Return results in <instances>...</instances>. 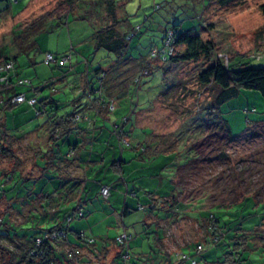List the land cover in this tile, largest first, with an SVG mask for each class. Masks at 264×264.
<instances>
[{
  "label": "rangeland",
  "instance_id": "obj_1",
  "mask_svg": "<svg viewBox=\"0 0 264 264\" xmlns=\"http://www.w3.org/2000/svg\"><path fill=\"white\" fill-rule=\"evenodd\" d=\"M58 1L7 0L9 12L0 18V56L17 57L12 73L18 76L14 80L26 79L32 88H38V100L51 96L69 105L56 117L70 112L75 98L82 103L89 102L91 96L106 100L109 96L105 92L111 93L116 88L113 91L116 110L107 116L117 123L127 119L125 124L119 123V133L121 128H126L128 133L121 135L129 136V146L124 141L119 144L112 129L96 139L92 136L95 132L92 126L78 123L76 127L84 129L76 128L57 143L58 155L65 167L46 170L45 176L33 183V190L30 188L33 197L75 191L76 199L68 203L69 208L79 203L84 216L74 215L68 226L70 230L94 238L96 247L105 243L111 245L114 238L127 231L132 236L128 242L131 257L136 253L135 247L145 249L144 243L153 242L154 236L150 233L153 229L142 221L148 211L144 205L148 195L176 197L179 208L174 218L169 208L159 212L163 218L167 216L166 223H162V248L165 253L189 255L197 264L211 259V238L208 236L206 242L202 240L205 234L200 226L209 213L220 219L223 229H230L226 232L227 239L235 237L236 233L239 238L244 231L256 232L264 223V100L257 92L241 89L237 97L212 109L215 89L199 85L197 73L209 61L218 58L225 65L231 62L238 68L264 66V16L259 10L264 0H236L226 8L214 0H127L122 9L130 16L127 28L137 27L145 15L150 19L140 24L141 32L133 34L120 60L117 54L94 49L91 35L99 22L95 15L87 13L90 10L91 14L95 13L89 0L78 2L66 22L42 20L30 28L32 22L54 9ZM157 4L161 8L154 11ZM85 6L87 9H83ZM173 26L182 33L211 38L216 45L212 58L164 64L157 61V65H164V73L159 68L151 75L142 76L139 85L130 82L141 61L151 59L152 49L162 47L164 29ZM47 53L56 58L72 54L71 64L63 67L47 64ZM133 59L140 63L133 65ZM124 61L131 62L127 63L129 74L121 69ZM95 68L110 71L108 81L113 87L105 86L106 81L104 86L91 84L94 92L88 95L84 88H77H81L82 74L90 82H96L100 74L93 75ZM28 86H19L18 91L23 92ZM76 90L86 95L78 96ZM78 112L86 117L84 110ZM3 116L6 129L13 135H26L35 125L47 120L44 113L36 117L34 107L24 103ZM109 123L105 124L107 128ZM224 124L233 137L226 132ZM13 142L12 148L25 175H38L36 169L32 170V157L37 144L43 143V137L28 135ZM137 142L141 143L140 147ZM38 149L46 153L51 146L40 145ZM187 158L190 160L186 167H178ZM120 159L123 162L120 163L121 173L115 171V166H109ZM43 160L46 163L44 158L39 161ZM12 162L0 159V170L11 171ZM72 163L78 164L77 170L70 169L68 165ZM75 181L80 182L74 189L67 187ZM25 184L29 187V182ZM102 186H109V195L101 193ZM48 201L59 213L56 202L61 200L45 202ZM141 205L146 210L139 208ZM125 206L129 208L127 215ZM31 216L40 229L51 224L50 218L36 219V212ZM199 243L203 246L200 255L196 253ZM108 252L105 258L98 255L103 263L112 259L115 247ZM3 253L0 250V256L6 259ZM85 255L101 264L98 258L89 253ZM248 257L250 262L257 259L254 264L264 262L261 252H253ZM5 259L1 262L0 258V264H4ZM144 260L140 264H147Z\"/></svg>",
  "mask_w": 264,
  "mask_h": 264
},
{
  "label": "trees",
  "instance_id": "obj_2",
  "mask_svg": "<svg viewBox=\"0 0 264 264\" xmlns=\"http://www.w3.org/2000/svg\"><path fill=\"white\" fill-rule=\"evenodd\" d=\"M6 1L7 0H0V18L3 14L9 12V5L6 3ZM214 1L221 7L226 8L229 4L235 2L236 0ZM78 2L84 3V1L81 0H59L54 9L48 11L45 15H42L39 20L37 19L36 21L32 22L30 24V28H33L36 23L38 24L42 20H45V22H52L53 20H58L61 23L64 21L66 22L68 14L72 12L75 7H77L76 5ZM88 2L91 3V9H93L95 13L91 14V10L87 13H89V15H95V19L99 22V26L91 35L94 49L104 50L109 54H117L120 60V58H122L121 56L125 53L124 51H126V44L133 38V34L141 32L142 28L140 24L149 22L150 18L145 15L142 17L141 23L137 27H132V29L131 27L127 28V24L129 23L128 19L130 16L127 15L125 10H122L126 5L127 0H89ZM160 8L161 6L157 4L154 6L153 10L158 11ZM83 9H87V6H85ZM259 10L264 16V3L259 5ZM120 12L123 13L121 16L119 15ZM208 29L209 28L207 27L206 30L209 32ZM161 42V48L152 49L150 52V56H152L150 57L151 59L148 57L147 60L141 61V65L139 66L140 68L138 67L139 70L137 74H134L135 77H131L130 82L133 81L134 84L137 83L139 85V81L142 76L151 75L159 68H161L164 73L163 64L167 62H196L199 59L209 61L216 49V45L211 38L205 39L199 34H191L189 32L182 33L176 28V26L164 29ZM12 43L14 46V42ZM171 49L172 51L170 52ZM51 55L55 59V62L51 63L59 64L60 67L66 66L67 63L71 64L72 54L64 55L60 58H56L53 54ZM64 57H69V61L61 65L59 61ZM16 58V56L11 55L0 56V129L2 130L0 134V159L13 160L11 171L5 172L4 170H0V241L2 242L0 243V250L7 256L6 259L0 256L1 262H3L5 259L6 261H4V264H92L89 260L82 261V249H89L90 246H93L95 247L94 251H89L88 253L92 255L93 258H98V255L100 254H102V256L105 258L109 253V244L105 243L100 247H96V241L94 238H87L82 232L79 233L74 232L73 230L71 231L68 227L69 223L74 219V215H76V217L84 216L79 203L76 204L73 209L67 207L68 203L73 199V195L76 194L75 191L73 192L72 190H64L63 193L54 192L52 196L47 194H37L33 197L32 193L30 192V188L33 190V183L39 178L44 177L45 171L49 168L52 167L54 169L63 170V166L60 165H65V163H61L58 155L59 151H57V146L59 144L57 143L60 140L69 137L76 128L82 129L79 126L76 127L78 123L82 124V122H84L85 124L92 126L95 131L92 136L96 139H99L101 136L100 132H96V130L108 132L107 129H112L116 134L118 143L120 144L124 141V144L129 146V136L121 135V133H128L125 131L126 128H121L119 133V123L122 122L123 125L127 119H124L119 123H117L116 120H113L112 122L108 120L109 116L107 115L111 112L113 113L116 110L113 94L111 96L108 95L109 97H107L108 99L106 100H101L99 96H95L94 98L91 96V100L87 102L85 108L91 110L93 115L100 117L103 120H107H104L105 123L110 122L109 124L111 127L109 126L107 128L104 124V121H102V124H98L97 126V120L93 117H90L89 115H86V117L80 115L81 118L79 120H75V115H79V110L77 111L78 108H75V111L73 112L65 113L64 116L58 119V121H53L52 126L49 129L48 141L51 142V149L46 153H43L41 150H39L41 148H36L37 150L35 149L36 151H34L35 154L33 153L32 170L36 169L38 175L35 176L32 173H30V175H25L24 171H22V168L19 165L20 160L17 155H15L12 148V144L14 143L13 141H20L22 138H24V136L18 134L13 135L8 132L9 130L5 127L3 114L17 105L11 102L12 99L17 95L24 94L26 98L35 97L37 99L36 93L38 91L36 88H32L30 85H19L18 81L21 80V78H18L16 81L14 80L17 75L16 73H11L12 70H15ZM157 61L163 64L157 65ZM135 62L140 63V61L134 60L133 65H136ZM127 63L129 64L131 62L124 61L123 65L125 66L121 68L125 72L129 71ZM7 64H11L12 67L9 69L3 68V66H6ZM1 68L3 69L1 70ZM126 68L128 70H126ZM121 69L118 71L119 74L122 73ZM127 73L129 74V72ZM99 74L100 76L98 77ZM110 74L111 73L109 70L106 71L101 68H97L94 70V75L98 77L96 82H90L86 77V90L88 95L94 92L91 84L95 86V84L98 83L100 86H104L106 81L107 85L105 86H108V76H110ZM163 80L167 85L165 78ZM197 81L199 85L204 86L205 88L215 89L216 93L213 100L212 109H217L223 103L237 97L241 89L257 92L264 100V66H242V68H230L229 65H225L222 60L218 58L212 62L209 61L206 67L197 73ZM28 84L30 83L28 82ZM19 86H28V88L23 92H19ZM120 86L122 87V85ZM170 86L171 85H168L169 88ZM105 90L106 89L103 91ZM44 101V99H37L36 105L33 106L36 117L46 113V107L43 105ZM111 105L113 107H110ZM224 129L227 133H229V135H231L229 127L226 124H224ZM108 140L109 139H107V141ZM139 144L141 145L140 142L136 143L137 147H140ZM133 149L136 148L133 147ZM67 155H69L68 152L66 156ZM41 158L46 159V163L44 160L40 162L39 160ZM189 160L190 159L187 158V160H185L186 162L178 167H186ZM120 163H123L121 159L119 161L112 162V165L110 164L109 166H115V171L121 173ZM26 182H29V187L26 186ZM79 182L75 181L74 183L67 184V187H72L74 189L75 186L79 184ZM103 187L109 188V186H102V188ZM20 195L21 198H23L21 203L24 201V204L28 207H31L32 209H34L35 205L39 204V212L36 213V219L39 217V220L42 221L44 218H50L49 222L51 224L40 229L34 222V219L31 218L32 216L29 215L26 219V223L22 225H16L13 222L11 216L12 209L14 210L15 208L12 204V200L18 199ZM172 197H153L150 195V199L146 205L148 210L146 217L151 220V223L146 224V220H143L144 225H154L155 228L158 229L155 230L162 231L159 221L166 223L167 216L163 218L162 214L159 212H162L163 210L168 211L169 208L174 218L177 209L179 208V206H177L178 204L176 203V197ZM57 199L61 200V202H56L58 207H60L59 213L56 212L55 208L50 207L49 201L45 202L46 200L54 201ZM160 200L163 201L161 202ZM139 207L146 210L145 206L141 205ZM124 209V214L127 215V209L129 208H126L125 206ZM32 213H34V211L30 212V214ZM51 213L54 216L50 215ZM203 221L205 222L200 223L202 232L205 234V236L202 237V240L206 242L208 236H210L212 244V249H210L212 250L211 259L203 260V264H245L249 260V254H252L253 252H261L264 254V228L261 230V227L264 226V223L256 228V232L244 231L239 238L237 237L236 233L235 237H230L227 239L228 234L226 232L230 229H223L222 226H220V219L213 213H209L206 218L203 219ZM237 230L238 229H236V231ZM123 234H125V239H122L121 242L117 240L121 234L111 241V245L115 247L116 253L110 264H140L144 259L147 264H161V261L164 264H197L195 260L191 259L189 255L187 256L185 254H179L177 256V260H174L173 257L169 255V253H166V256L164 258L161 257L163 259L158 261L160 258L158 256L159 250L152 247L150 248L149 253H147L149 259H147V257L144 258L142 255L139 257V255L134 254L133 257L137 259V261H135V259L131 257V254L129 253L130 244L128 242L130 239H132V236L126 231H124ZM162 237L158 236L156 241L161 243L163 239ZM202 252L203 246L199 243V245L196 247V253L200 255ZM141 256L144 259H142ZM99 259L100 256L98 261H100ZM100 262L101 264H107L103 263L102 261Z\"/></svg>",
  "mask_w": 264,
  "mask_h": 264
},
{
  "label": "crops",
  "instance_id": "obj_3",
  "mask_svg": "<svg viewBox=\"0 0 264 264\" xmlns=\"http://www.w3.org/2000/svg\"><path fill=\"white\" fill-rule=\"evenodd\" d=\"M92 42H93V40H92ZM93 46H94V44H93ZM72 59V58H71ZM78 63H76L75 64V66L77 65ZM232 64H234V63H231V62H229V66H230V68H234V67H237L235 64L232 66ZM71 66V65H70ZM97 68H95L94 70H96ZM15 73V72H14ZM14 73H11V74H14ZM18 73V72H17ZM17 75V74H16ZM93 75H94V72H93ZM18 76V75H17ZM80 76V75H79ZM86 79H85V76H84V74H82L81 75V77H80V86H81V88H77V89H82V88H84V90H86V88H85V86L87 85V83H86ZM111 83V82H110ZM86 84V85H85ZM30 86H31V84H29ZM113 84L111 83V84H109L108 83V86H109V88H112L113 86H112ZM107 88V87H106ZM120 88H121V86H120ZM38 89V88H37ZM37 91H39V90H37ZM78 90H76V92H77ZM114 92L116 91V88L113 90ZM111 92L112 94L114 93V92ZM53 93H54V91H52ZM78 96H85L86 94H83L82 95V91L80 92V91H78ZM107 95H109V96H111V93L109 92V91H107V92H105ZM42 99H44L45 101L43 102V105H44V107H46V113H44L45 115H47L46 116V118H47V120H45L44 122H42L41 124H37V125H35L34 126V128L32 129V130H30V131H28L29 133H27L26 135H23L24 136V138L26 137V136H28V135H36V137H38V136H42L43 137V143H38L37 144V146L39 147L40 145H43V146H47V147H49L50 146V143L51 142H49L48 141V134H49V129L51 128V125H50V123H52L53 121H58V119H60L62 116H64V114H62V115H60L59 117H56V115L57 114H59L60 112L59 111H61L62 109L64 110L66 107H68L69 105H66L65 103H63V102H65L63 99H61V101H58V100H54V98H51V96L50 97H43ZM84 100L86 101V99L84 98ZM54 103H53V102ZM67 102H70V101H67ZM73 105L71 106L72 107V110L70 111V112H73V111H75V108H78L77 109V111L78 110H84L85 112H86V115H89L90 117H93L94 119H96L97 121H96V124H97V126H98V124L100 125V124H102V121H104L102 118H100V117H97V116H95V115H93V112L91 111V110H88L87 108H85V105L87 104V102H85V103H82L81 101L79 102H77L76 101V98L75 99H73ZM20 104H22V103H20ZM24 104H26V105H28L27 103H24ZM18 105V104H17ZM79 105H80V107H79ZM29 106V105H28ZM70 110V109H69ZM70 112H68V113H70ZM108 120L109 121H113V120H111V118H109L108 117ZM105 121H107V120H105ZM105 121H104V124H106L105 123ZM81 128H83L84 129V127L82 126ZM96 132H100V134H102V133H104L105 131H103V130H96ZM20 135V134H19ZM110 140V139H109ZM37 147V148H38ZM60 166H63V167H65V165H60ZM69 167H70V169H73V170H77L78 169V164H76V165H73V163L72 164H69ZM77 172H75V175H77L76 174ZM79 180H81V178H79ZM159 191V190H158ZM172 196H174V195H172ZM172 196H168V197H172ZM163 197H166V196H163ZM173 198V197H172ZM22 199L23 198H21V195H20V197L18 198V199H14V200H12L13 202H12V204H13V206L15 207L14 208V210L12 209V214H11V216H12V218H13V222L16 224V225H22V224H24V223H26V219H27V217L29 216V215H31L30 214V212L32 211H34V212H39V204L38 205H35V207H34V209H32L31 207H28V206H26L25 204H24V201H23V203H21V201H22ZM76 199V195H73V199L71 200L72 202H73V200H75ZM149 199H150V195H148V198L146 199V202H145V204L144 205H147V203H148V201H149ZM171 201V200H170ZM162 202V201H161ZM172 202V201H171ZM126 203H127V201H126ZM70 204H68L67 205V207H70L69 206ZM126 205V204H125ZM143 205V206H144ZM36 206H37V208H36ZM36 208V209H35ZM139 208H141V207H139ZM31 210V211H30ZM201 213V212H200ZM196 216V215H195ZM143 220H146V224L148 223V224H150L151 223V220L150 219H148L147 217H146V214H145V217H143V219H142V221ZM162 223H163V221H159V224L161 225V227H162ZM145 224V225H146ZM143 227H144V225H142ZM146 226H148V225H146ZM151 228V230L153 229V231H151L150 233H153V242L151 243V241L150 242H148V244L149 245H147L146 243H144V245H146L147 247L145 248V249H143L141 246H137V247H135V252L136 253H134V254H136V255H139V257H140V255H142L144 258H146L147 257V259H149L148 258V254L147 253H149V251L150 250H148L147 251V249H150L151 247L152 248H154V249H157V250H159V253H158V256L160 257L159 259H158V261H161L165 256H166V253L164 252V250H163V248H162V242H163V240H164V228L162 227V231H157V230H155V228L151 225L150 226ZM264 228V226L263 227H261V230ZM146 229V228H145ZM124 232V231H123ZM127 232V231H126ZM148 234V233H147ZM162 235H163V237H162ZM158 236H161L163 239H162V241H161V243L160 242H157L156 241V239H157V237ZM256 243H257V241H256ZM186 246V245H185ZM185 246H183V247H185ZM92 247V248H91ZM112 247V245H108V250L110 249ZM94 248L95 247H93V246H90L89 247V249H86V248H83L82 249V251H81V253H82V261L83 260H89L92 264H98V263H96L95 261H91L90 259H88V257L85 255L86 253L88 254V252L89 251H91V252H93L94 251ZM83 252H85V254L83 253ZM174 253H176V255H173L172 253H169V255H171L172 257H173V259L174 260H177V256L179 255V252H174ZM84 254V255H83ZM92 256V255H91ZM142 256H141V258H142ZM176 256V257H175ZM161 257H163V258H161ZM114 258V256L112 257V259ZM112 259L109 261V262H105V263H107V264H110V262L112 261ZM173 261V260H172ZM253 261H257V259H254ZM253 261H251L250 262V259L245 263V264H254L253 263ZM161 264H164V263H162V261L160 262ZM152 264H154V263H152ZM259 264V263H258ZM261 264H264V262L263 263H261Z\"/></svg>",
  "mask_w": 264,
  "mask_h": 264
},
{
  "label": "built area",
  "instance_id": "obj_4",
  "mask_svg": "<svg viewBox=\"0 0 264 264\" xmlns=\"http://www.w3.org/2000/svg\"><path fill=\"white\" fill-rule=\"evenodd\" d=\"M171 51H172V49L170 50V52ZM68 61H69V57H64V58H62L59 61V63L61 65H63L65 63H67ZM45 62L46 63L55 62V59H54V57L51 54H46V56H45ZM11 67H12L11 64H7L6 66H3V68H5V69H9ZM3 68H1V70ZM18 84L19 85H27L28 84V81L26 79H21V80L18 81ZM11 102L13 104H20V103L26 102L27 104H29L31 106H35L36 103H37V99L35 97L26 98L24 94H20V95H17L16 97H14ZM110 107H113V106L111 105ZM80 118H81L80 115H75V120H79ZM101 193L104 196L109 195V188L108 187H103L101 189ZM122 239H125V234H123V233L117 238V240L119 242H121Z\"/></svg>",
  "mask_w": 264,
  "mask_h": 264
}]
</instances>
